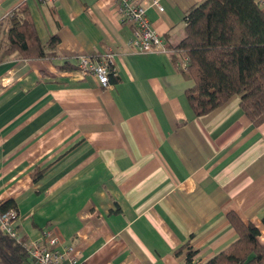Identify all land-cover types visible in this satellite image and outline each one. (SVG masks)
<instances>
[{"label": "crops", "instance_id": "0c3cea01", "mask_svg": "<svg viewBox=\"0 0 264 264\" xmlns=\"http://www.w3.org/2000/svg\"><path fill=\"white\" fill-rule=\"evenodd\" d=\"M127 1L165 53L131 47L119 0H0V55L23 3L42 44L59 38L56 57L0 63V204L13 202L20 241L54 239L78 264H187L188 249L205 264L237 239L234 212L264 245V122L237 96L196 116L177 69L184 18L202 0H159L163 12ZM78 56H110L108 88L78 73ZM67 62L73 71L56 68Z\"/></svg>", "mask_w": 264, "mask_h": 264}, {"label": "trees", "instance_id": "16d2710c", "mask_svg": "<svg viewBox=\"0 0 264 264\" xmlns=\"http://www.w3.org/2000/svg\"><path fill=\"white\" fill-rule=\"evenodd\" d=\"M261 5L259 0H202L185 16V37L178 47L182 61L177 69L193 81L186 96L196 116L206 115L237 96L241 111L253 125L264 122ZM6 24L0 63L11 56L18 59L56 57L59 38L53 37L45 44L38 40L26 4L9 14ZM56 68L59 71L75 69L68 62ZM39 178L40 173L35 172L34 181ZM0 209L6 212L15 207L12 201H7L0 204ZM227 220L237 239L205 264H264L260 230L251 223H243L234 212L227 214ZM195 255L192 249L187 250V264L192 263ZM0 264L32 263L23 242L0 233Z\"/></svg>", "mask_w": 264, "mask_h": 264}, {"label": "built area", "instance_id": "2783aa9c", "mask_svg": "<svg viewBox=\"0 0 264 264\" xmlns=\"http://www.w3.org/2000/svg\"><path fill=\"white\" fill-rule=\"evenodd\" d=\"M57 0H41L44 5L56 2ZM263 3L264 0H259ZM151 7L163 12L159 0H152ZM117 13L121 16L124 23L134 27L131 47L141 54L154 52L165 53L159 36L153 31L145 15V9L140 4H130L127 0H119ZM188 63V60H184ZM77 71L82 77H94L102 88L109 87V75L114 74L111 67L110 56L105 59L78 56L76 58ZM18 214L15 210L2 212L0 209V233L7 235L11 239L20 241L18 233ZM56 240L48 241V246H42L38 242L26 245L32 264H78L79 254L71 246L55 247Z\"/></svg>", "mask_w": 264, "mask_h": 264}]
</instances>
